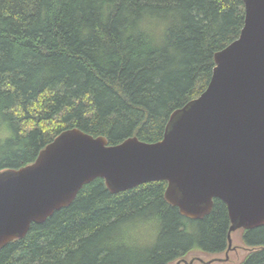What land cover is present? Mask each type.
Returning <instances> with one entry per match:
<instances>
[{
	"label": "trees",
	"instance_id": "1",
	"mask_svg": "<svg viewBox=\"0 0 264 264\" xmlns=\"http://www.w3.org/2000/svg\"><path fill=\"white\" fill-rule=\"evenodd\" d=\"M242 0H0V171L78 129L117 145L162 139L238 38ZM155 181L111 194L103 179L0 250V264H173L226 252V205L192 220ZM239 264H264V226L239 230Z\"/></svg>",
	"mask_w": 264,
	"mask_h": 264
},
{
	"label": "water",
	"instance_id": "2",
	"mask_svg": "<svg viewBox=\"0 0 264 264\" xmlns=\"http://www.w3.org/2000/svg\"><path fill=\"white\" fill-rule=\"evenodd\" d=\"M242 1L240 35L214 55L206 89L170 115L161 140L109 145L69 129L33 163L0 171V250L99 178L111 194L164 181L166 202L192 220L209 215L219 199L230 221L226 252L233 232L264 226V0Z\"/></svg>",
	"mask_w": 264,
	"mask_h": 264
},
{
	"label": "rangeland",
	"instance_id": "3",
	"mask_svg": "<svg viewBox=\"0 0 264 264\" xmlns=\"http://www.w3.org/2000/svg\"><path fill=\"white\" fill-rule=\"evenodd\" d=\"M231 240H232V245L231 249L228 252H225L223 254L217 255V256H202V255H190L189 257L183 260H185L187 263L190 262L191 260H194L193 264H201L195 261V259L200 258L203 260L204 263H207L208 261H211L213 259H220V262H213L210 264H239L242 262L244 257L247 254V248L242 244L241 241V232L235 231L231 234ZM175 264V263H173Z\"/></svg>",
	"mask_w": 264,
	"mask_h": 264
}]
</instances>
